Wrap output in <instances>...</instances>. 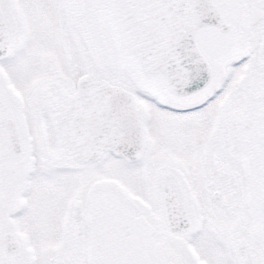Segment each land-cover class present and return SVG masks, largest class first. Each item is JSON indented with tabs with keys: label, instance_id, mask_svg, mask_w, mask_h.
<instances>
[{
	"label": "snow or ice",
	"instance_id": "1",
	"mask_svg": "<svg viewBox=\"0 0 264 264\" xmlns=\"http://www.w3.org/2000/svg\"><path fill=\"white\" fill-rule=\"evenodd\" d=\"M0 264H264V0H0Z\"/></svg>",
	"mask_w": 264,
	"mask_h": 264
}]
</instances>
